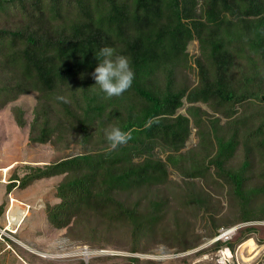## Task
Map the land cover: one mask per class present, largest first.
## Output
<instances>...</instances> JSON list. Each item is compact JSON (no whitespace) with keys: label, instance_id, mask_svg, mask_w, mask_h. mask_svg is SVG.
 <instances>
[{"label":"trees","instance_id":"1","mask_svg":"<svg viewBox=\"0 0 264 264\" xmlns=\"http://www.w3.org/2000/svg\"><path fill=\"white\" fill-rule=\"evenodd\" d=\"M104 46L135 73L119 97L93 88ZM30 94L31 121L13 109L30 142L80 152L12 174L7 193L62 177L46 218L72 240L183 254L202 243L196 222L208 240L237 226L195 254L228 250L236 264L237 247L264 229L253 224L264 222V0H0V111ZM109 126L130 139L111 148Z\"/></svg>","mask_w":264,"mask_h":264},{"label":"rangeland","instance_id":"2","mask_svg":"<svg viewBox=\"0 0 264 264\" xmlns=\"http://www.w3.org/2000/svg\"><path fill=\"white\" fill-rule=\"evenodd\" d=\"M189 51L197 52L196 44H192ZM35 104V95L30 94L21 96L0 111V206L4 204L3 213L0 215V264H129L123 257L130 256L156 261L157 264H217L213 252L195 255L200 250L209 248L214 240L202 236L203 226L198 222L192 226V230L201 236L202 243L194 251L180 254L177 249L155 243L154 247H157L151 249L150 253L134 255L118 250L120 258L110 260L105 258L114 252L111 248H105V254H93L97 249L95 246L74 241L67 235V229L56 230L48 223L46 207L59 202L55 193L62 177L36 181L25 190L14 188L7 193L6 188L11 182L12 174L17 173L23 177L28 172V166L43 167L80 152V147L73 143L68 144V147L64 143L44 145L30 142L29 126L20 128L17 125L13 109L21 108L25 119L31 121ZM193 143L195 139L192 140ZM175 178L176 175L173 179ZM219 196L216 194L212 199L217 206L219 202L224 203L223 197ZM215 209L220 213L223 211L220 206ZM253 224L264 227V222ZM259 239H264V229L258 230L253 239H248L237 247L235 263L251 264L256 261L263 264L264 244H259ZM85 250L90 252L87 257ZM232 263L231 258L228 264Z\"/></svg>","mask_w":264,"mask_h":264},{"label":"clouds","instance_id":"3","mask_svg":"<svg viewBox=\"0 0 264 264\" xmlns=\"http://www.w3.org/2000/svg\"><path fill=\"white\" fill-rule=\"evenodd\" d=\"M97 64L91 73L93 88L104 98L119 97L133 84L135 73L130 59L118 54L113 47L104 46L95 53ZM104 138L111 148H116L130 139V134L118 126L104 130Z\"/></svg>","mask_w":264,"mask_h":264},{"label":"built area","instance_id":"4","mask_svg":"<svg viewBox=\"0 0 264 264\" xmlns=\"http://www.w3.org/2000/svg\"><path fill=\"white\" fill-rule=\"evenodd\" d=\"M237 228L238 227L236 226V227H232L229 229H221L219 232V235L213 240V242L218 241V240H222L224 242L230 241L233 238ZM99 252H104V254H105L107 252V250H95V251H93V254H95V253L98 254ZM84 253H85V257H87V256H89L90 252L88 250H85ZM109 255H119V253L112 252ZM235 255H236V252H235ZM235 255H234V257H235ZM231 258H232V254L228 250H223L220 252L219 256L216 258L215 261L217 264H228L230 262ZM251 264H258V263H256V261H253Z\"/></svg>","mask_w":264,"mask_h":264},{"label":"crops","instance_id":"5","mask_svg":"<svg viewBox=\"0 0 264 264\" xmlns=\"http://www.w3.org/2000/svg\"><path fill=\"white\" fill-rule=\"evenodd\" d=\"M6 190H7V188H6Z\"/></svg>","mask_w":264,"mask_h":264}]
</instances>
